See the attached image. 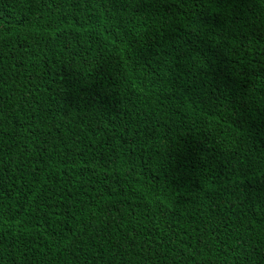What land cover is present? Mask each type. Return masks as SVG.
Segmentation results:
<instances>
[{"label":"trees","instance_id":"obj_1","mask_svg":"<svg viewBox=\"0 0 264 264\" xmlns=\"http://www.w3.org/2000/svg\"><path fill=\"white\" fill-rule=\"evenodd\" d=\"M0 264H264V0H0Z\"/></svg>","mask_w":264,"mask_h":264}]
</instances>
